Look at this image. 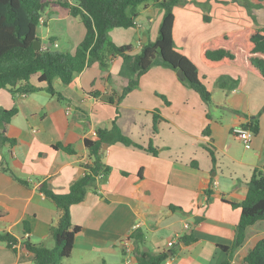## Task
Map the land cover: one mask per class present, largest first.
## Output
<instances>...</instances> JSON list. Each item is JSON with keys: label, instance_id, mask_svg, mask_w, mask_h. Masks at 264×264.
<instances>
[{"label": "crops", "instance_id": "1", "mask_svg": "<svg viewBox=\"0 0 264 264\" xmlns=\"http://www.w3.org/2000/svg\"><path fill=\"white\" fill-rule=\"evenodd\" d=\"M249 2L250 12L232 0H185L174 7L175 48L196 65L211 93L209 104L176 70L162 65H153L118 98L128 83L120 74L121 57L107 68L97 62L88 65L68 84L54 78L52 86L64 100L45 89L13 95L1 88L0 109L16 107L17 113L0 128L12 140L0 145V232L44 240L60 212L39 184L67 192L85 171L84 139L115 122L136 145L106 147L108 174L98 177L83 201L70 207L72 223L80 230L62 263L124 264L130 259L137 264V250L167 252L161 264H220L227 259L229 254L219 246L233 243L240 217V208L229 203L244 200L253 170L264 165V81L228 64L208 66L200 48L224 32L263 26L264 0ZM204 14L222 23L218 35L202 25ZM162 15L160 7L148 2L138 8L134 27L111 29L109 36L117 45L130 44L136 54L142 44L156 39ZM75 19L66 9L46 8L40 23L44 33L36 29L39 48L66 46L74 53L85 33L81 20ZM220 76L236 79L237 86L219 88ZM254 118L258 132L245 145L233 132ZM56 144L69 146L73 153L55 149ZM262 232L264 219L248 227L230 264H242L264 237ZM123 242H128L130 254ZM33 260L21 242L15 248L0 242V264Z\"/></svg>", "mask_w": 264, "mask_h": 264}, {"label": "trees", "instance_id": "2", "mask_svg": "<svg viewBox=\"0 0 264 264\" xmlns=\"http://www.w3.org/2000/svg\"><path fill=\"white\" fill-rule=\"evenodd\" d=\"M183 1L185 0H75V3H71L70 0H0V89L5 88L13 95L45 89L50 95L64 100L52 86L54 78L68 84L88 65L97 62L101 68H107L113 58L121 57L120 74L128 77V83L118 98L130 92L137 85V78L153 65H162L176 71L181 69V80L196 91L204 103L209 104L211 93L199 79L196 65L177 51L174 45V7ZM232 1L240 3L250 12L249 0ZM148 2L163 10L158 35L154 41L142 44L138 53L132 54V46L113 43L109 31L114 28L134 27L138 8ZM57 7L66 9L72 17H78L85 28L83 39L72 54L59 50L42 51L34 47L35 41L40 42L36 29L45 9ZM203 17L208 20L206 14ZM200 51L208 66L228 64L264 81V25L245 26L224 32L204 42ZM33 77H36L35 82L32 81ZM42 83L45 86L42 87ZM216 83L225 90L237 86V80L228 76H220ZM109 101L113 103L112 99ZM16 113V107L0 109V128H5ZM240 127L250 129L256 134L257 118L241 124ZM5 143L11 144L12 140L1 133L0 145ZM114 143L136 145L120 131L115 122L110 129L98 128L93 138L84 139L88 158L83 165L85 171L70 184L67 192L56 193L46 182L39 184V191L60 212L44 240L32 242L27 238L18 239L9 232H0V242L9 248H15L21 242L27 251L34 254L33 264H63V259L70 256L75 235L80 230L78 225L72 223L70 207L83 201L88 189L93 187L100 174H108L110 168L104 163L103 157L106 147ZM54 148L73 153L69 146L56 144ZM210 153L213 156V152ZM15 179L26 183L20 178ZM229 204L240 208V217L233 243L230 246H219L229 254L220 264H230L233 252L246 238L248 227L264 219V165L253 170L247 182L244 200L239 204ZM24 230L28 232V227L25 226ZM47 239L53 241V246H47ZM136 253L137 264H161L167 257V252L151 254L137 250ZM242 264H264V237L245 255Z\"/></svg>", "mask_w": 264, "mask_h": 264}, {"label": "rangeland", "instance_id": "3", "mask_svg": "<svg viewBox=\"0 0 264 264\" xmlns=\"http://www.w3.org/2000/svg\"><path fill=\"white\" fill-rule=\"evenodd\" d=\"M43 15H44V13H43ZM207 15V14H206ZM204 16V15H203ZM78 18V17H77ZM202 19V18H201ZM203 19H204V17H203ZM202 19V20H203ZM210 19H212V20H210ZM75 20H80L79 18L78 19H75ZM202 25H205L207 28H208V33L209 32H211L213 35H218L219 34V32H218V29H219V27H223V25H222V23L220 24L217 20H213V18H209L208 17V20H205L204 19V23L202 24ZM119 29V28H118ZM117 29V30H118ZM223 29V28H222ZM38 32H40V33H44V29L42 30V25L40 24V25H38ZM56 50H59V51H66V52H68V53H70V54H72L73 53V50H72V48H70L69 50H71V51H69L67 48H66V46H59V48H56ZM177 72V71H176ZM217 84V83H216ZM260 236H264V232H262V234H260ZM46 243H47V246H49V247H51V246H53V241L51 240V239H47L46 240Z\"/></svg>", "mask_w": 264, "mask_h": 264}, {"label": "built area", "instance_id": "4", "mask_svg": "<svg viewBox=\"0 0 264 264\" xmlns=\"http://www.w3.org/2000/svg\"><path fill=\"white\" fill-rule=\"evenodd\" d=\"M42 22V19H41ZM234 135L237 136L242 142L243 144L247 145L250 141V138L253 135V132L250 129H244L241 127H238L234 130ZM102 175L100 174L99 177H101ZM188 223H184V228H188ZM136 226H133V228H135ZM172 242H168V245H171ZM123 247H126L127 252L130 254V249H129V245L128 242H123ZM124 264H131L130 259L126 260ZM163 264H168L167 262H164Z\"/></svg>", "mask_w": 264, "mask_h": 264}, {"label": "water", "instance_id": "5", "mask_svg": "<svg viewBox=\"0 0 264 264\" xmlns=\"http://www.w3.org/2000/svg\"><path fill=\"white\" fill-rule=\"evenodd\" d=\"M34 47H35V49H38V48H39V42H38V41H35V42H34ZM177 75H178L180 78L183 77V72H182L181 69H178V70H177Z\"/></svg>", "mask_w": 264, "mask_h": 264}]
</instances>
